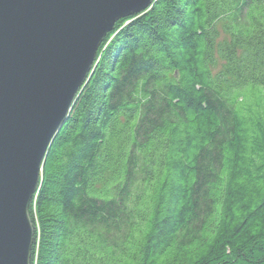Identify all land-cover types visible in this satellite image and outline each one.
<instances>
[{
  "label": "trees",
  "instance_id": "16d2710c",
  "mask_svg": "<svg viewBox=\"0 0 264 264\" xmlns=\"http://www.w3.org/2000/svg\"><path fill=\"white\" fill-rule=\"evenodd\" d=\"M28 206L30 264H264V0L116 21Z\"/></svg>",
  "mask_w": 264,
  "mask_h": 264
},
{
  "label": "water",
  "instance_id": "95a60500",
  "mask_svg": "<svg viewBox=\"0 0 264 264\" xmlns=\"http://www.w3.org/2000/svg\"><path fill=\"white\" fill-rule=\"evenodd\" d=\"M154 0H0V264H30L48 149L117 20Z\"/></svg>",
  "mask_w": 264,
  "mask_h": 264
}]
</instances>
